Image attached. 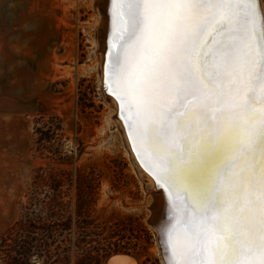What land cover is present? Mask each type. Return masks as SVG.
I'll return each mask as SVG.
<instances>
[{"label": "snow or ice", "instance_id": "1", "mask_svg": "<svg viewBox=\"0 0 264 264\" xmlns=\"http://www.w3.org/2000/svg\"><path fill=\"white\" fill-rule=\"evenodd\" d=\"M113 91L180 228L170 264H264V0H112Z\"/></svg>", "mask_w": 264, "mask_h": 264}, {"label": "rangeland", "instance_id": "2", "mask_svg": "<svg viewBox=\"0 0 264 264\" xmlns=\"http://www.w3.org/2000/svg\"><path fill=\"white\" fill-rule=\"evenodd\" d=\"M96 4L0 0V237L32 195L42 199L58 182L67 214L76 220L78 204L92 222L93 247L164 264L148 222L153 195L101 87ZM37 129L48 130V149Z\"/></svg>", "mask_w": 264, "mask_h": 264}, {"label": "trees", "instance_id": "3", "mask_svg": "<svg viewBox=\"0 0 264 264\" xmlns=\"http://www.w3.org/2000/svg\"><path fill=\"white\" fill-rule=\"evenodd\" d=\"M36 132L38 147L48 149V130ZM40 170H35L32 186L37 184ZM60 187L58 182L53 183L51 193H45L42 199L32 195L26 212L6 228L0 237V264H105L112 252H122L92 246V222L83 220L78 204L76 220L67 214L70 201H64L65 192ZM81 193L79 189L78 196Z\"/></svg>", "mask_w": 264, "mask_h": 264}, {"label": "bare ground", "instance_id": "4", "mask_svg": "<svg viewBox=\"0 0 264 264\" xmlns=\"http://www.w3.org/2000/svg\"><path fill=\"white\" fill-rule=\"evenodd\" d=\"M96 13L99 19L98 25V62L100 66L101 75V87L105 95L110 98L111 106L114 109L116 115V123L121 130L125 144L133 159V164L143 177L148 181L147 187L153 195V202L156 204L158 210H160V224L159 237L160 243L164 250L165 260L164 264H170L171 253L168 245V231L170 229L180 228L177 216L171 208V201L168 193L157 183L156 176L153 174L150 160L145 156L144 151L141 149L140 144L135 139V133L131 132L128 123H126L125 115L121 111V101L117 98V95L113 91L115 85L111 79V65L109 63V53H115V36L117 29V21L114 16V6L112 0H98V4L95 6ZM107 97V98H108ZM156 232V231H155ZM157 235V234H156ZM158 243V242H157ZM159 250L160 246L158 244ZM161 254V250H160ZM162 257V256H161ZM108 264H138L137 261L127 254H115L111 256Z\"/></svg>", "mask_w": 264, "mask_h": 264}, {"label": "water", "instance_id": "5", "mask_svg": "<svg viewBox=\"0 0 264 264\" xmlns=\"http://www.w3.org/2000/svg\"><path fill=\"white\" fill-rule=\"evenodd\" d=\"M154 203L155 202H152L151 207H150L151 214H150L148 222L152 226V228L156 231L157 242H158V244L160 246L161 256H162L163 260H165L164 250H163L162 245L160 243L161 241H160V237H159V226L161 227V224H160V216H161V214H160V210H158V208L156 207V204H154ZM110 258L111 257H109V259ZM109 259H108V261H109Z\"/></svg>", "mask_w": 264, "mask_h": 264}]
</instances>
